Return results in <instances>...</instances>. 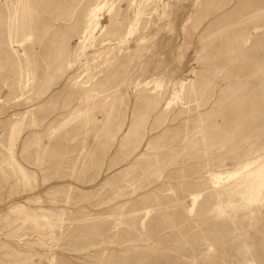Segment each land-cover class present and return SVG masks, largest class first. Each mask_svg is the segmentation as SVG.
I'll return each instance as SVG.
<instances>
[{
    "label": "rangeland",
    "instance_id": "obj_1",
    "mask_svg": "<svg viewBox=\"0 0 264 264\" xmlns=\"http://www.w3.org/2000/svg\"><path fill=\"white\" fill-rule=\"evenodd\" d=\"M0 264H264V0H0Z\"/></svg>",
    "mask_w": 264,
    "mask_h": 264
}]
</instances>
